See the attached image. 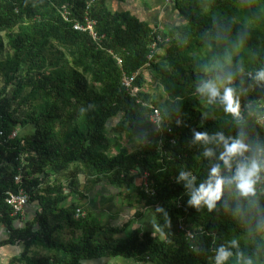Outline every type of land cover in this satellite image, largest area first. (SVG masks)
<instances>
[{"label":"trees","instance_id":"16d2710c","mask_svg":"<svg viewBox=\"0 0 264 264\" xmlns=\"http://www.w3.org/2000/svg\"><path fill=\"white\" fill-rule=\"evenodd\" d=\"M107 1L0 0V219L7 227L0 245H23L12 263L118 257L134 264H214L216 249L237 239L239 249L233 248L226 264H241L238 252L264 264V179L257 185L258 209L229 187L211 211L189 206L176 182L183 167L204 179L211 166L204 145L192 143L193 129L235 136L243 127L248 142L264 143V82L251 75L264 67V0H163L180 22L161 30L128 11L111 10ZM63 6L68 21L61 16ZM85 18L95 22V38L73 29V22ZM156 35L161 41L152 49ZM226 52L231 59L224 67L234 72L241 123L219 99L209 103L197 91L202 79L218 78L215 65ZM136 72L125 88L123 76ZM151 86L159 99L151 98ZM152 106L161 114L159 129L151 121ZM28 126L29 132H18ZM13 131L17 135L9 138ZM124 134L134 149L123 145ZM72 165L78 171L63 186L59 178ZM78 175L90 186L104 184L116 197L135 187L140 208L134 217L151 210L157 227L131 228L133 218L120 226L101 224L80 202ZM20 189L37 210L18 227L13 220L20 216H10L4 197ZM73 193L78 201L59 210ZM237 204L242 213L235 212ZM158 205L168 210L171 225ZM77 208L84 215L76 220ZM63 220L81 232L77 239L57 242ZM180 223L194 231L192 240L178 230ZM33 247L42 253L30 256Z\"/></svg>","mask_w":264,"mask_h":264},{"label":"clouds","instance_id":"9594fccd","mask_svg":"<svg viewBox=\"0 0 264 264\" xmlns=\"http://www.w3.org/2000/svg\"><path fill=\"white\" fill-rule=\"evenodd\" d=\"M240 42L242 43V40ZM230 59L231 54L226 52L224 61L215 65L220 70L218 78L202 79L197 85V91L202 97L207 98L209 103H214L219 99L224 110L231 113L237 122L241 123L243 118L239 94L232 86L234 72L225 70L224 67L225 64L230 63ZM251 75L256 81L264 82V67ZM192 143L204 145L203 156L210 159L211 166L204 179H200L187 167L179 170L176 182L183 185L189 206L197 210L204 207L209 211L216 209L218 202L224 199L226 190L233 187L238 197L244 198L250 207L259 208L255 197L257 185L264 179V143L248 142L243 127L235 136H226L223 132L209 134L207 131L193 129ZM208 145H216V147H208ZM217 149H220L218 156L216 155ZM213 157L215 160H212ZM156 211L163 215L168 225H171L170 214L164 206L158 205ZM243 211L244 209L237 204L235 212L242 213ZM261 223H264V219ZM233 248L239 249L237 239L221 244L216 249L214 264H226L234 255ZM236 255L240 258L241 264H253L252 258L245 257L242 252Z\"/></svg>","mask_w":264,"mask_h":264},{"label":"rangeland","instance_id":"374dc122","mask_svg":"<svg viewBox=\"0 0 264 264\" xmlns=\"http://www.w3.org/2000/svg\"><path fill=\"white\" fill-rule=\"evenodd\" d=\"M114 3V2H113ZM169 3V2H168ZM108 4H111V0H108ZM117 5H120L119 7L121 8L123 4L121 3H117ZM117 5L114 6V8H117ZM168 5V4H167ZM165 7H168L165 5ZM169 11L165 14L167 16V20L166 22L169 23L167 24L168 26L174 25V24H178L180 22V18L178 17V15H176V13L174 12V9L172 7V5L169 3ZM118 11H122V10H118ZM165 16V18H166ZM166 24V23H165ZM164 23H161L162 26H165ZM160 28H162L160 26ZM3 83L2 78L0 77V88L1 85ZM148 87V86H147ZM149 92L151 93V98H157L158 97H154L155 93L152 90V86L149 87ZM158 91H156L157 93ZM118 118H115L113 120H111L108 124L109 126H112L113 124H115L118 121ZM30 131V127L28 126L27 128H23L20 131H18L19 133H25V132H29ZM122 143L124 146H126L129 150L130 149H134L136 147V144L134 142H131L128 144V137L127 134L123 135V140ZM78 167L77 165H72L69 171H65L63 172V174L60 176L59 180H63L65 179V177L68 175L70 176V174L73 172H77L78 171ZM78 179L81 180V195H87L89 193V196L92 198L94 196L97 195L98 198H95L93 200H91V202H89V209L91 210V212L94 214V216L96 218H98V220H100L101 224L103 225H112V222L114 224L117 223V225H119V223L117 222V220H128V219H132L134 220L135 223H133V225H131V228H135L138 227L139 229L145 231V230H154L157 227V221L154 217V213L151 210H145V212L143 213L144 216H142L141 218H135L134 217V209L137 207V203H136V199H137V195H136V190L135 187L133 188H129L126 191V196H124L125 194H123L121 197H116L114 196L113 192L110 191V188H104V184L98 185L100 187H93L90 186L89 184H87L85 181V178L82 175H78ZM136 182V181H135ZM137 184H140V180L137 179ZM85 186H89V188L85 187ZM102 186V187H101ZM83 187H85V191H83ZM112 189V188H111ZM92 190V192H91ZM118 196V195H117ZM78 201L76 197H72L69 199V201H66L64 203H61L58 208L61 211H64L69 207V205L72 202ZM130 206V209H127L126 206ZM103 207H107V209H104ZM137 208H140L137 207ZM116 211V213H115ZM119 214V216L117 217V215ZM64 217V216H63ZM65 218V217H64ZM62 229L64 226H67L65 220H63ZM60 225V224H59ZM61 228L58 230L57 232V236H56V240L57 242H62L63 238L66 239V235L65 232L62 230ZM70 241H73V238H70ZM51 253V251H46L44 252L45 254ZM52 253H55L54 251H52Z\"/></svg>","mask_w":264,"mask_h":264},{"label":"crops","instance_id":"0c3cea01","mask_svg":"<svg viewBox=\"0 0 264 264\" xmlns=\"http://www.w3.org/2000/svg\"><path fill=\"white\" fill-rule=\"evenodd\" d=\"M118 2L123 4L121 8L119 7L120 5H117ZM167 4L168 3L163 0H111V4L108 5L113 11L116 12L118 10L128 11L134 16L146 21L151 27L161 30L169 27L167 25L169 23L166 22L167 16L165 15L170 9L169 4L168 5ZM116 5L117 8L115 9L114 6ZM165 5L168 7H165ZM161 23L164 24L166 23V24L165 26H162ZM160 26L162 28H160ZM61 181L63 182L62 183L63 186L67 185V182L65 180H61ZM65 192L69 193V191H65ZM72 197H76L77 199H79V195L73 193L69 196L67 201H69V199ZM95 198H98L97 195L92 198V196L90 197L88 193L87 195H83V198L80 202L89 208V202H91V200ZM129 207H130L129 205L126 206L127 209H130ZM103 208L107 209V207H103ZM36 210H37V206L35 205V202H29V204L25 207L23 213L19 215L20 217L19 218L17 217V219L13 220V224L19 227L21 225H24L26 222L31 221L35 216ZM118 216L119 214L117 215V217ZM98 221L101 222L100 220ZM126 221L127 220H117L119 225H117V223L114 224L113 222L112 225L120 226L124 224ZM133 223H135L134 220L132 221V225ZM60 225L62 229L63 223H60ZM62 230L65 232V235L67 237L66 239L63 238L62 242L64 243L69 242L71 240L70 238L77 239L81 235V232L79 230H71L69 229L68 226H64ZM6 239H7V227L4 224V222L0 219V243ZM22 250H23V245L18 243L9 244V245H0V264H26L24 261L21 262L17 261L15 263H12L14 259L16 260V258L20 257ZM34 252H40V251L37 247H33L30 250L29 255L31 256L32 254H34ZM40 253H42V250ZM81 264H134V263L129 260H125L117 257L111 259L83 261Z\"/></svg>","mask_w":264,"mask_h":264},{"label":"built area","instance_id":"2783aa9c","mask_svg":"<svg viewBox=\"0 0 264 264\" xmlns=\"http://www.w3.org/2000/svg\"><path fill=\"white\" fill-rule=\"evenodd\" d=\"M88 7H89V4H87V8ZM61 16L65 21L69 20L70 13L68 12L65 6H63L61 9ZM94 25H95L94 21H90L87 18H85L83 23H80L79 21L73 22L72 27L75 31H78V32H88L93 38H95L96 35L93 30ZM160 41H161V38L156 35V38L154 39L153 44L151 46L152 49H154L156 45L160 43ZM148 59H151V56H148ZM117 63L119 66L121 65V60L118 58H117ZM137 74L138 72H136L135 74L131 76L124 75L122 78V85L127 89L131 88V85L133 84L135 80V76ZM144 74L147 75L146 73ZM152 109H153V113L151 115V121L159 129L161 127V116H160L161 114L157 108H154L152 106ZM261 123H264V121H262ZM1 134L2 133L0 132V135ZM16 135H17V132L13 131L11 135L9 136V138H14ZM15 180H19V179L15 178ZM29 202H30L29 195L22 189H20L16 193L12 191H8L6 192L5 197H4V204H6L10 208V216L12 218H16L18 215L22 214L25 207L29 204ZM83 215L84 213L81 211V209L77 208L75 211L74 219L77 220ZM178 230L183 232L187 239L192 240L194 238V231H192L191 229H187L183 223H180L178 225Z\"/></svg>","mask_w":264,"mask_h":264}]
</instances>
